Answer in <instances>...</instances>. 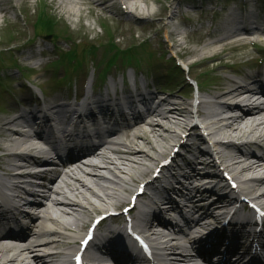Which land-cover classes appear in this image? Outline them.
I'll return each instance as SVG.
<instances>
[{"label": "bare ground", "instance_id": "6f19581e", "mask_svg": "<svg viewBox=\"0 0 264 264\" xmlns=\"http://www.w3.org/2000/svg\"><path fill=\"white\" fill-rule=\"evenodd\" d=\"M12 1L13 0H1L0 23L3 19L9 20V16L13 15L14 8L11 3ZM72 1L82 2L93 12L99 8L103 10L102 5H99L94 0ZM135 1L131 3L132 10L135 13L139 10L144 11V8H140ZM149 1L150 0H142L145 5H147ZM152 1L155 4H162L161 0ZM165 2L168 4V7L164 10L169 13L170 20L176 16L183 6H187L190 3L189 0H165ZM62 4L63 3H61V5ZM192 10L196 11L195 9ZM69 12L71 13V10ZM75 15L77 17L80 16L78 12H76ZM206 19V17H203L200 19V23H204ZM154 26L158 27L160 30H164L171 26V23L167 22L165 25H163L162 22L158 21L154 24ZM231 30L234 31L235 28L231 27ZM177 31V28H175L173 32L167 35V38L173 40L174 43L172 47L178 51L181 58L189 62V66H205V64L210 61L220 62L221 53L234 46H258L262 48L264 45V30L244 33L241 35L221 37H217V35L214 34H210V37H208L198 34L199 32H197V37L190 42L192 45L196 46V48L192 50L189 47H185L184 40H186V38L183 34ZM231 72L232 75L228 73L216 74L219 79V88L215 91H199L200 94L207 95V97H199V103L196 108L190 105L192 110L190 109L189 105L172 102L169 98L162 99L158 106H154V101L150 102L144 98L142 94H140L141 102L147 105L145 114H140L134 110V121L128 122L124 127V130L127 129L125 132L127 139L125 141L121 139L115 140L110 145L102 144L90 155L91 158H89V160L99 161V164H96V161H90L88 166L83 165L84 167L90 169V172H85L81 167H79L81 164L79 159H71L67 161L73 162L71 169L68 172L69 174L64 175L62 173H58L55 177H50V171L52 170L50 166H46V173H39L37 175L35 173V176L40 175L43 178L45 177L47 179L46 181L53 184V190L44 187L39 191L42 192V194L47 199V205L43 206L42 204L40 205L37 203V198L42 196V194L40 195L37 192H26L31 197V202L28 200V202L26 201L20 204V209L17 211V214L22 217L24 221L35 220L37 223L36 228H39V233H41L43 237L47 239V241L37 248L26 244H23V247H16L11 246V244L0 243V264H40L44 260L45 264H52L53 260L61 255L59 250L61 247L66 245L65 241H70V245L65 250L67 253L71 252L74 248L78 232L83 230L86 224H84L81 216L82 214H85L86 211L90 212L89 210H86V207L82 202H86L89 206L91 205L93 212L98 210V208L93 206V204L88 200L87 195H92L101 203H105V201H118L119 203L123 202V193H125L127 190L123 191L122 189L130 185V183L127 182V179L131 178L130 180H132L133 183L138 182V178L147 175L151 171V169L145 165V162L156 161L149 155V152L146 149L156 152L157 148H162L158 145L159 141H163L168 144L169 140L176 139V142H178V138H180L179 130H186L188 120L195 114L200 115V118L209 121L208 129H212V131H210V137L212 138L221 136L231 139H251L244 144L226 143L225 145L221 146L225 147V149L229 150L230 152V161H227L228 169H232V171L239 170L241 176H250V178L257 183L256 186L259 187L260 193L255 199L261 202V204L264 206V179L259 177V175L264 173V153L261 155H256L247 149L248 146H258L260 143H264V96H262L264 91V83L261 82V84H258L259 92H254L253 90L249 89V86L255 85L254 81L255 78H257L255 73L252 75L245 74V81L238 82L235 78H237L240 73L233 70H231ZM256 88H258V86ZM195 109L196 112H194ZM237 113L239 114L237 115ZM226 114H228V116ZM23 116L24 114L15 118L4 120L0 125V135L2 137L6 138L12 135L15 137L14 140L9 141L11 146L13 145L15 149L22 148V144L28 139V136H19L15 134L13 130L14 126L20 125V121L23 119ZM36 116L37 115L35 114V118ZM35 118L33 119V122H35ZM91 119L94 120L95 118L91 116ZM171 128H174L175 130L171 131ZM193 130L194 129H190L189 131H186L187 136L185 138L181 136L180 140H183L180 145L181 150L188 151L190 148H192V145H189L191 142H198L199 138L203 139L201 135L194 136L192 134ZM131 131H133V134H130ZM17 138L21 140L16 141ZM152 139L155 142H153ZM80 152L81 150H79L78 153ZM201 152L199 153L201 158H198L197 160L203 162L210 155V153L206 154V152H203L201 154ZM218 154L226 163L227 156L224 151L218 150ZM56 155L59 156V158L61 157V154L58 151ZM161 155L163 154L160 153L158 157ZM175 156L181 157L182 155L179 154ZM21 158L22 161L25 162L24 167L26 168L36 167L40 164L37 161H32L27 156H22ZM47 161L50 162L51 159H47ZM202 165H204L206 168L210 167V174L208 176H201V173L197 172V170L193 171V173L188 171L181 172V175L184 174L188 176L191 182L196 181V179H200V177L201 179H213L215 181L218 180V176L212 167L213 162L208 164L202 163ZM188 167L190 168V166ZM101 172H108L112 174L113 178L109 179L102 175ZM63 176H66L71 181V183L65 181ZM10 177L13 178V174H10ZM175 180H178V178L175 177ZM154 181H156V179L148 182L147 185L150 186ZM10 187V192H15V194H13L9 199V204H11L13 201L15 202L22 200L23 197L20 194H25L26 190L24 191L21 184H11ZM96 190L99 191L100 194L96 192ZM211 190L216 194L217 192L221 193L225 191L222 185L219 188L218 185L212 186ZM171 191H173L172 188ZM173 193L176 192L173 191ZM158 194L155 195L156 199L153 198L151 200L154 206L157 205L155 208L153 207L152 210L145 211L144 207H141L142 211L139 212L137 227L148 228L151 231L152 236L164 239L166 251L168 253L176 254L179 237L183 236L184 233H182V229L178 226V223L171 224L170 222L164 220L162 216L171 215L175 212H180L182 214L184 210L189 209L188 206L190 203L197 202H195L194 199H191L188 202L189 204L180 206L172 198L169 199L168 197L166 198L163 195ZM66 195L69 197L72 196L73 199L68 198ZM181 197L185 199L183 195H181ZM208 197L209 193H202L200 195L201 202L207 205L203 208H200L199 211L196 207L192 208L194 214L196 215L194 217V219H196V221H194L196 226H192L191 231H193L194 228L199 227L203 220L216 217V212H220L223 209H232L235 206L232 205V200L229 196L218 198L217 200L215 198L212 200L211 196L210 198ZM196 198L197 197H195V199ZM161 199H163L166 203L160 208L158 201L160 202ZM28 205L33 209L38 206L37 208H39V210L36 211V214L26 213L24 212V207ZM162 208H165V210H162ZM51 215H55L57 218H51ZM238 215L239 213L236 210L232 219L236 218ZM8 216L11 218L10 213H8ZM12 217L14 219L17 218L16 215H12ZM63 218H65L67 221H63ZM218 218L221 219L222 217H216L215 221L218 222ZM69 219H73L74 222H68ZM224 220H226V218ZM46 222L61 227L62 230H66L65 233L69 230H73V233H71L72 236L67 237L65 233L57 232L56 230L52 229H45ZM28 225L29 224L27 223L18 222L17 230V227H14L13 224L11 225V223H8L5 225V228L9 235L10 233H17L16 235L18 237H23V240L21 239V241L22 243H25L26 239L24 240V232L26 229H28ZM166 225L167 227L164 229L173 232V235L169 239L168 237L170 235H163L158 232V227H164ZM220 225L210 236L200 238L199 240V242L207 245V248H211L213 253L220 255L218 251L226 249L225 252L230 254L235 249V247L239 246L240 244H242L241 246L246 247L252 244V239L254 242L255 240L258 241L260 239V235L258 237L255 236L257 233L245 235L244 233L246 226L240 225L236 227L235 225L232 226V224H229V226H232V229L235 226V231L230 235L223 237L226 233V230L224 232V226L220 227ZM256 232H258V230H256ZM185 235H188V233ZM241 236L245 240L247 239L249 241H241ZM224 240H227L229 244L226 245L223 243ZM187 243H190L191 247L194 248L198 242L192 237L187 239ZM184 244L185 245L183 246L182 252L183 255H178L176 257L173 256L171 259L175 260L169 261L168 264H196L195 259L190 253H188L186 243ZM120 247L121 244L118 241H115L114 243L109 244L108 248H103V251L107 253V257L111 258L116 263L120 262V264H128L124 261L123 256L117 251ZM42 248L47 249V251L42 254H37L36 251ZM156 259L160 264L163 262L157 257ZM243 262L244 260L240 259V263ZM253 264L264 263L254 262Z\"/></svg>", "mask_w": 264, "mask_h": 264}, {"label": "rangeland", "instance_id": "374dc122", "mask_svg": "<svg viewBox=\"0 0 264 264\" xmlns=\"http://www.w3.org/2000/svg\"><path fill=\"white\" fill-rule=\"evenodd\" d=\"M42 2H45V4L51 8V10L55 13V15L60 18L64 23H66L67 25H69L73 30H75L76 35L74 36V38H77L80 33H90L92 30L94 31L93 35H89L91 37H93L94 35H100L101 33V22L97 19L98 17L100 18H104V16L107 17H113L111 16V14L113 15V12L108 9V6H111L112 3L106 2L105 4H107L106 6L103 7V10H96L95 12H91L89 10L88 7H86L85 5H83V3L79 2V1H72V0H41ZM97 1V0H96ZM135 1V0H134ZM130 0V3L134 2ZM163 1V0H162ZM161 1V3H162ZM209 2H207V0H202V3L204 5V10L205 11H209L210 6L209 3L211 2H219L221 3L222 0H208ZM264 2V0H261ZM105 0L101 1L99 0V3H104ZM136 4L140 7V8H144L143 10H140L139 13H143L146 12L149 16H152V18H155L156 14L158 15V13L162 10V8L164 7L163 4H155L152 1H150L147 5L144 4V2H142V0H136L135 1ZM61 3H63L61 5ZM14 5H17L16 2L13 3ZM166 5V3L164 4ZM27 9L28 12L26 14H29V16L27 17L26 14L24 13V11L21 12V10L19 8H17L15 10V13L17 14H13L10 15V19L11 21H17L18 24H22L21 26L17 25V28H25L24 30H21L20 33V37L19 40H17V42L15 43V45L13 46L12 52L11 53H7L5 55V62L2 64L0 62V70H2L3 72L1 73V78H0V85H5L7 86V84L5 83L6 81H11V80H16L17 79V83L15 85H10L9 90L6 92V95H4V101L0 100V121L2 120H6L12 117H16L19 116L21 114L20 110H21V104L23 102V100L25 101V99L28 97L29 94H26L25 92H20L17 91L15 88L17 87H21V85L25 84L26 80L25 78H23L21 76V73H18L17 70H15V68H13L14 64L19 66L20 69H23L24 72H27L26 70L29 68H38L40 67L39 71H37L35 74H32L31 77L27 78V80L32 81L33 79L37 82H42L43 80H48L50 83V86L55 87V88H59V94L60 95H66V94H71V93H76V91L79 89V86L82 84L83 80H84V75L85 73L87 75H89L88 77L92 76L93 73V69H92V64L89 61L86 68H84V72L81 73L78 76L72 75L71 78L69 79H65L67 78V74L63 67L59 68L58 71H54L53 68H51V64L54 62V60H56L55 54L53 52V46H41V41L38 40H34V42L32 43H28L33 41L34 39V31L33 28H31V20L29 19L30 17L33 18L34 13L41 7V2L39 0H29V2L27 3ZM230 8L233 9H237L238 5H230ZM106 9V10H104ZM222 9V6H218V11H220ZM71 10V13L69 12ZM76 12H78V14L80 15L79 18L76 17ZM181 14H185L187 15L188 20H191L194 22L193 25L194 29L198 28L200 29V27H202L203 25H205V27L210 25V22L207 21L206 23H199V16L192 12L190 10L189 7H183L181 9ZM179 13V14H180ZM24 14V15H23ZM208 14V13H207ZM166 20L168 19L167 16H165ZM169 22V20H167ZM166 22V21H165ZM172 24V27H169L166 32H171L173 30V28L177 25L179 26L180 20L178 18H175L173 20L170 21ZM148 24V23H147ZM179 28V27H178ZM187 29L186 27L180 28L181 31ZM207 29V28H206ZM126 30H128L127 36L128 38H124L119 40L118 42L120 43H128L129 42V37H130V32L129 29L127 28ZM154 31H158V30H154ZM154 31H147L145 32V29L140 30V31H136L134 33V38H132L133 40H137L138 42H145L144 48L141 52V57L144 60V64L146 67H151L152 65H155L154 68H148V70L150 71V76H148V80L149 82H153L156 83V78H161V76L163 75L164 71L163 68H167L170 73L173 71L174 66L169 62V64L165 63L169 57H167V54L170 53L171 56H174L173 52H167L164 49V42H165V33L161 32L160 33H155ZM212 31L216 32V29H212ZM203 34L205 33V29L203 31H201ZM126 35V34H124ZM165 38V39H164ZM196 37H193V39H195ZM161 39V40H160ZM192 39V40H193ZM185 42V47H189L192 50H194L196 48V46L192 45L191 43L188 42V40H184ZM4 45V44H3ZM61 46V50L66 51L69 50V48L71 46H75V43L72 41H69L68 43L65 41L60 42L59 44ZM123 45V44H121ZM47 50L48 53L52 54V57H47L46 59H44L42 62L39 61L36 62L33 58L37 57L39 51L40 50ZM256 49L252 48V47H248L246 46L244 47H239V48H234V49H228L226 52L223 53L222 57H221V61H223L224 64L229 65V66H234L237 69H240L244 72H247L250 70V68L253 66V60H255V56H256ZM149 56H152V58L150 59ZM101 55L99 54L96 57V61H99ZM149 58V59H147ZM229 59H233L232 61H234V65H231V61L228 62ZM165 63V64H164ZM248 63V64H246ZM48 65V66H47ZM216 64H213L211 62H208L205 64L204 67H208L207 69L203 68V67H196L194 70L191 71V74L193 77H195L196 79H200L202 76V79L205 77L204 80H207L209 78H212V76L207 73L209 71V69H211L212 67H214ZM7 66H9L8 68H6ZM47 66V67H46ZM46 67V68H45ZM8 70H6V69ZM222 68V67H220ZM88 71H87V70ZM147 69V68H146ZM117 71L116 69H113ZM112 70V71H113ZM29 74V73H27ZM86 75V76H87ZM33 78V79H32ZM171 78V79H170ZM167 82H174L177 78L178 75H174V77H170ZM201 81V79H200ZM212 81L215 82V85L213 86H205V88L211 89V90H215L216 89V80L212 78ZM210 81V82H212ZM162 82V81H161ZM207 84V83H206ZM9 85V84H8ZM188 91L185 90H178L177 88H175L173 91H170L169 94H161L160 98H170L172 100H175L176 102L179 103H187L189 104L191 102L190 100V95L187 94ZM37 99V96H36ZM36 108H38V105H36ZM171 131L174 130V128L170 129ZM168 134V133H167ZM1 137V136H0ZM7 140L3 137L0 138V149L3 148V141ZM153 140V139H152ZM175 140H169L168 144L166 142L163 141H159L157 144L162 147V148H157L156 152H153L151 150L146 149L149 152V155L151 157L156 158L158 152H162L164 151V153H168L171 150V144H174ZM5 142V141H4ZM153 142H155L153 140ZM260 153V152H259ZM158 161H160V158L157 159ZM152 164L156 165L155 163L152 162H145L146 166H149ZM153 170V167H152ZM152 170L149 172V174L147 176L144 177V180H150L152 174ZM128 192L129 193L131 191V186L128 187ZM126 198V195H125ZM92 201V200H91ZM119 205L115 202L114 204Z\"/></svg>", "mask_w": 264, "mask_h": 264}]
</instances>
